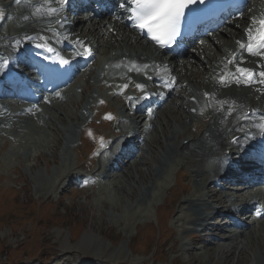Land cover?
<instances>
[{
	"label": "rangeland",
	"instance_id": "rangeland-1",
	"mask_svg": "<svg viewBox=\"0 0 264 264\" xmlns=\"http://www.w3.org/2000/svg\"><path fill=\"white\" fill-rule=\"evenodd\" d=\"M119 48L121 47H114L111 52ZM193 68L195 69L194 66ZM79 97L81 98L76 93L74 99ZM178 101H182V99ZM114 102L116 99H112L111 104ZM175 102H170L161 111L160 116L162 117L159 120L163 118V124L168 120L172 121L173 128L179 126L183 132H186L184 126L176 122L179 119L175 118L174 113L178 111L179 107ZM79 103L80 100L76 104L70 102L67 112L77 113L76 105L79 106ZM53 111L55 112L54 109ZM41 115L44 116L43 119L41 118L42 122H45L44 127L47 124V118L45 114L42 113ZM69 119L71 124L66 122ZM79 119L73 120L65 117L66 128L76 133V130L81 127ZM198 124L202 125L203 122L200 120ZM54 125L56 129L60 130L65 124L56 119ZM43 127L41 130L33 131L34 138L36 137L40 142L36 147L32 144L16 146L14 138L6 141V143L0 140V262L10 264V262H19L18 259L21 258L23 260L17 264H45L42 261H45L46 264H234L236 261L234 254L228 255L220 252L217 255L214 252L216 250L211 249L213 239L216 237L224 238L223 233L218 232L208 236L211 232L204 231L207 237L198 243L190 240V233L183 234V231H189L187 224H184L185 228H182L179 226L182 222H178V216L183 210L180 208V205H183V197L174 203V213L171 211L173 218L169 222L172 225L170 233L176 244L167 239L165 243L162 242L160 228H163L166 223L158 224V219L160 214L171 210L169 205L173 201L169 200V197L173 193L172 187L177 177L176 170L185 168L187 174L194 177L193 168H191L193 163L187 165L179 163L174 166L169 176L166 175L160 179V181L165 182V185L157 188L158 196L150 199L148 203L138 202L139 193L144 187L143 184L150 183L154 171L161 161L164 149L168 143L172 142L169 137L172 131L171 125L166 126L163 131L158 124L154 133L151 132V139L154 140L151 144L153 152L147 155L144 164L138 165L141 172L135 167L130 170L131 175L142 176V179L139 180L140 183L134 189L133 183L127 176V178L124 177V171H122L123 175L118 176L119 181L116 182V187L102 183L100 188L98 186L96 188H77L72 182L70 183L67 171H64V176L59 178L57 172L65 166L82 174L88 168H80L77 164L76 157L78 158L79 155L76 151H71L70 159L68 154L64 156V152L59 154L62 148L60 146L58 152L57 146L63 145L61 141L63 131L61 130L55 135V152L48 149L47 144L50 134L53 137V132L51 128V130H45ZM95 129L98 133L112 135L111 129L105 124L96 125ZM42 131H44L43 135ZM70 131H68L69 135L72 134ZM198 132L199 128L196 130L195 127L189 130V134L198 135ZM187 134L182 133L176 144ZM20 135L22 136V133ZM85 148L89 153L91 148L89 141L85 142ZM146 153L144 151L142 154L146 155ZM68 160L70 162L68 163L69 167L67 166ZM31 163L34 164L33 168L28 167V164ZM79 163H87V161L82 157ZM61 167L63 168L61 169ZM127 170L125 168V172ZM178 177L180 180L181 174ZM120 180L124 181L122 183L129 191L127 195L121 194L122 184ZM194 180V178L191 179L193 187L186 183L191 186V189L182 188L180 193L186 197L201 193L206 194L205 192L210 195L212 188L201 187L197 181L194 184ZM117 183L120 188L117 187ZM218 195L222 200L226 196V194ZM215 198L214 196L213 199ZM207 202H211L210 199ZM183 220L180 219V221ZM150 225L152 227L143 229ZM258 234L261 240L264 239L260 233ZM234 239L240 241L244 238L234 237ZM250 240L251 248L245 255L241 254L238 257V264H251V260L260 252L259 248L262 246L258 241L253 237ZM184 242L188 243V252L180 251L181 247L186 246ZM216 242H224V240ZM157 243L160 244L159 250H157ZM41 246L50 249L45 250V254H40L39 247ZM50 253L54 255L49 256ZM65 253L68 254L64 255ZM70 253L73 254V258L68 260L67 257H70ZM224 254L225 256H223Z\"/></svg>",
	"mask_w": 264,
	"mask_h": 264
},
{
	"label": "bare ground",
	"instance_id": "bare-ground-1",
	"mask_svg": "<svg viewBox=\"0 0 264 264\" xmlns=\"http://www.w3.org/2000/svg\"><path fill=\"white\" fill-rule=\"evenodd\" d=\"M254 1H255L254 5L256 6V8H254L255 9L254 12L250 11L245 15H243L241 19H235L231 21L230 23L227 24L225 28L220 29L218 31L219 33L218 35L216 34L211 38H208V43H210L214 47L207 46L206 44L200 45L198 47V52H199L198 57L204 56V58L200 62L192 63L191 67H189V64L191 63L192 60L191 61L186 60L182 64L177 61L164 60L159 52L152 49V46L149 43L141 42L142 40L138 35L133 33L131 30L127 29L124 26V24L118 20L111 19L110 21L104 24H103V20H101L97 24L81 23L78 27L73 29V31L77 32L76 36H78L81 40H85V44L92 43L96 51L105 47L104 51L108 54V60L107 62L106 61L104 62L103 58L100 57L96 63V68L94 67L90 73H87L85 74L84 77L82 76L81 78L77 79L75 83L68 88L65 95H63L62 100L60 101L58 100L56 103H54L51 106L52 108L56 109V110L54 109L55 112L52 110L44 111L43 114H45L47 118L46 125L47 127H49V130L52 129L51 131L53 132L52 135L53 137H51L50 134L49 143L47 144L50 147V148L48 147V149H51L52 152H55L54 150L55 135L58 134L60 130L63 131V133H61L63 135L61 141L63 142L64 145V156H66L69 153L68 148H71L72 145H74V143L76 142V133L66 128L67 126L66 122L68 123L71 120L69 119L65 122V117L71 118L73 120H77L80 118L79 119L80 126H82L83 123L85 122L83 116H85L86 110L88 109L89 105L92 103L91 99L88 100V103H86V100L84 102L82 101L83 93L85 92L84 97H86L87 96L86 90L87 87H89L87 83H83V79L87 81L85 77H90L91 73L96 72V74H94V80L98 83V85H102L103 83H108L110 81H113L114 78L117 76L120 84L123 85L126 83V77L121 73V68L119 65H116V63L118 64L126 63V62L129 63L132 61L133 55H137L139 58L147 56L149 58H153V60L150 59L147 60V62L150 64L149 67L151 65H154V62L160 61L161 64L163 65L160 71L161 74L170 77L171 79L177 78L178 75L179 81L180 83H182L181 85L182 87H184L183 89L187 93V96L179 95L182 101L175 102V103H180V106L178 108V111L175 112L174 114H175V118L179 119V120L177 119L178 121H176L177 124L184 126L186 132H183L179 126H175L173 128L172 121L170 122L168 120L165 124H163L162 121L163 118L160 119L161 120L160 126L162 127L163 131L166 129V126L171 125L172 131L169 137L172 142L168 143L167 147L164 149L165 151L162 155V158L160 159L161 161L160 163H158L159 165L156 167L154 171V176L152 177L150 183L149 184L145 183V185L143 184L144 187L141 188V191L138 196L139 199L138 201L142 203H148L150 199H154V197H157L158 190L155 187L157 186V188L158 187L160 188L165 183L160 181V179L164 178L165 175L171 171L172 165L178 164L180 162L184 165H187L188 163L190 164L193 163L191 168H193L192 171L195 181H197L201 187L211 188V184H213V181H211V177L212 176L223 177L222 174L225 173L217 165V161L220 159L223 152L229 149L228 146L231 145V143L228 144V140L226 137L227 132L240 127V124L242 123L240 119L241 117H243V115L239 116L241 105L245 104L251 106L250 108L242 107V110L246 113L245 117H249V115L247 114L249 109L259 110L263 108V104H264V95L258 98L257 91L254 87L245 88V87H238L236 85L222 87L221 85L218 84L217 82L219 81L218 79L215 81V77L217 73L222 69V66L220 65V63H222V58H224L228 54H231L233 51L239 50V44L237 43V41L242 40L239 37H242L245 30L248 27L252 26L254 18L256 19L260 17L262 14H264V0L263 1L254 0ZM27 3L28 5L25 6V13L21 15L17 21L18 26L20 27V30L17 33L19 34V36H24L25 35L24 32L29 31V29L26 28H31L33 31L37 29L46 31L49 26V22L46 20L43 14L40 13L41 11L38 9V6L34 5V1L31 0L28 1ZM44 3L45 2H42L41 5H43ZM47 4H49V6H51L52 8H54L55 6L53 3H47ZM58 10L60 11V9ZM25 20L26 22L23 23V21ZM89 20L91 21L93 20V18L87 19V21ZM9 35L10 33L7 30V28H4L0 37L1 49L9 48L8 43L7 46L1 44V39H5L7 42L10 41ZM66 35L69 36V33L66 32ZM117 46L121 48L115 50L116 52L115 51L111 52V49ZM200 49L203 51H200ZM123 56H128L129 60L128 61L123 60ZM189 57L197 58V56L194 55L193 53L192 55L190 54ZM186 59H188V57ZM254 62L255 64L253 65L254 66L253 68L254 70L257 71L258 70L257 65H259L262 62V59L255 57ZM166 64L170 65L174 69V71H172L171 73H165ZM193 66L195 67V69L193 68ZM184 69H186V72H183ZM260 71H264V65L262 66V69ZM140 79L143 80L142 78ZM261 79L262 78L259 77V82H261ZM77 88L82 89L81 98L79 97L78 99L75 100L74 99V96L76 94L75 89ZM202 89H205L208 92L202 93V97L200 98V91ZM110 90L111 89L108 88L106 92L100 93L101 95L100 97L103 98L104 95L108 94ZM95 94L98 95V92H95ZM191 97H197V102H195V99L194 102L190 101ZM79 100H80L79 107L82 111H80L79 113H73V112L68 113L67 108L69 107V103L72 102L73 104H76L77 101ZM210 103L211 105H209ZM122 105H123V109L126 110L124 104ZM9 106H11V104H9ZM193 110H195V112H193ZM205 111L211 114V115L208 114V121H203L202 120L203 118H200V117H206L207 115L201 116L198 114L199 112H205ZM56 119L63 121L65 124L60 130L55 128L54 124ZM127 120L128 117H126V121ZM200 120L203 122L202 125L198 124ZM1 121L4 120H0V122ZM130 121L132 124V131L134 132L133 136L136 137L139 134L140 130L142 129L143 125L141 124V121L139 119H131ZM6 122H12V119L10 118ZM19 122H13L15 124V130H16L15 132L16 136L14 138L20 140L18 145H16V143L15 145L19 146L25 144H32L35 145V147L38 146L40 142L37 140L36 137H35L36 139L34 138L35 135L33 131L36 129L41 130L45 122L44 121L42 122L41 118L38 120V122L34 120L33 121L34 125L32 126V129L27 125L19 124ZM26 122L30 124L32 123V119L28 117ZM38 124L40 125V128L38 127ZM194 127L196 128V130L197 128H199L198 135L194 133L189 134L190 128L194 129ZM19 129H22V131H20ZM68 131H70L72 134L69 135ZM21 133L22 136L20 135ZM128 133L129 131L121 133L120 136H125L130 138ZM182 133H188L189 135L187 134L186 137H183L181 141L176 144V141L180 138ZM43 134L44 131H42V135ZM0 140L5 143L6 138L0 137ZM41 140L42 138L40 139V141ZM153 141H154L153 138L145 139L144 148L147 152V155L153 152L151 150V144ZM136 143H141V142L136 140ZM149 150L150 152L148 153ZM147 155L142 154L137 160L130 162L125 167L126 169H128L126 172L125 169H123L124 177L125 178L128 177V179L133 183V189L136 187L138 183H140L139 180L142 179V176L140 175L139 177H136L134 175H131L130 170L131 168L135 167L139 172H141L139 170L138 165L144 164L146 162ZM33 166H34L33 163L28 164L29 168H33ZM63 167H61V169ZM64 171H67V174L70 175L72 169L66 168L65 166L62 170L59 169V172H57L58 174L57 176L59 178H62V176H64L63 175ZM102 173L105 175V177L106 175H109L108 170H103ZM238 174L240 175L239 172ZM121 186H122L121 194L127 195L129 191L127 190L126 186L123 185V183ZM117 187H118V183H117ZM227 187H232V186L227 185ZM118 188H120V186ZM183 188L191 189V186L185 184ZM210 191H211V193H209L210 195H208L207 193L206 194L201 193L200 195L197 194V195H192L190 197L187 196L186 199L182 202L183 205H180V208L184 209L185 213L182 214V212H180L182 215L178 214L179 215L178 218L181 220L184 219L183 221L185 223L194 222L196 224L199 223L200 225L204 226L205 225L204 221H206L209 217L215 216L217 213L223 211L224 208L225 211L223 212H230L231 208L232 210H236L235 207L240 209L250 205V201L244 198V196L249 192L247 189L241 190L240 193H234L229 190H226L225 188L210 189ZM218 194H224V195L226 194V196H224L225 197L224 200L219 198ZM214 196L216 197L215 199H213ZM209 199L210 200L213 199V200L211 202H207ZM228 201L229 203H227ZM219 207H221L222 209H220ZM203 209H207L208 213H205L206 211H202ZM219 218L220 216H217L216 220L219 221ZM230 222L231 219L230 218L227 219V217H225L223 218L222 223L211 225L209 227H207L206 225L202 231H205L207 233L212 231L225 232L227 231L226 223H230ZM245 231L248 233L247 235L242 237V234L245 233ZM258 233H260V235L264 237V222H262L261 228L260 226L255 227V225H253L250 227H246V229L244 230L242 229L240 231L224 234L226 240H228V238L230 239L229 243H224V244L214 243V246L213 247L210 246V247L211 249L214 248L216 250L214 252L217 255L220 254V252H224L225 254L228 255L234 254L233 256H235L234 259L236 260L234 264H238V260H237L238 257L241 254L245 255L246 252L251 248L250 239L253 237V239H256L262 247L259 248L260 252H258L256 257H254V259L251 260V264H264V246H263L264 239L261 240L258 237L259 235ZM234 237H242L244 239L237 241L234 239ZM199 238H202V234H195L192 236V240L195 239L197 240ZM184 245L187 246V243H184ZM186 246L181 247L180 251L188 252L189 249ZM67 254L68 253H65L64 255ZM225 254L223 256H225ZM69 255L70 257H67V259L69 258L68 260H71L73 258V254L70 253Z\"/></svg>",
	"mask_w": 264,
	"mask_h": 264
},
{
	"label": "snow or ice",
	"instance_id": "snow-or-ice-1",
	"mask_svg": "<svg viewBox=\"0 0 264 264\" xmlns=\"http://www.w3.org/2000/svg\"><path fill=\"white\" fill-rule=\"evenodd\" d=\"M19 3L20 0H15ZM60 4L68 3V0H57ZM196 0H126L125 6L129 8L132 17L135 20L134 26L139 28L141 32H146L152 40H154L161 47H166L172 42H174L175 37L179 35V26L184 18L185 10L189 6L195 3ZM203 2V0H200ZM49 12H56L57 9L50 8ZM27 18V17H25ZM253 24L255 27H249L246 29L248 33L249 41H258L256 45V51H254L253 44L237 41L239 46L247 48L249 52L255 55H264L260 49H264V18L259 20L253 19ZM42 47H47L49 52L54 51L50 46L41 45ZM87 55H91V49L86 52ZM69 61L61 58L60 63L67 64ZM2 67V65H0ZM238 72L245 76V82H250L255 73L246 68H238ZM259 75L264 77V72H260ZM239 83V79L237 80ZM264 82V81H261ZM124 87H127L125 85ZM141 91L144 89V85H136ZM103 103V101H101ZM149 115L151 113L149 112ZM107 119H112L111 115L106 117ZM91 135V133H89ZM259 215V213H258Z\"/></svg>",
	"mask_w": 264,
	"mask_h": 264
},
{
	"label": "trees",
	"instance_id": "trees-1",
	"mask_svg": "<svg viewBox=\"0 0 264 264\" xmlns=\"http://www.w3.org/2000/svg\"><path fill=\"white\" fill-rule=\"evenodd\" d=\"M40 248V250H42V247H39Z\"/></svg>",
	"mask_w": 264,
	"mask_h": 264
}]
</instances>
